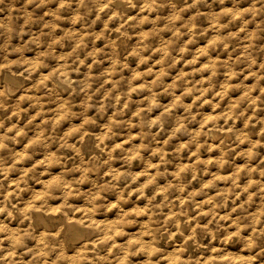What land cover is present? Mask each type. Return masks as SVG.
<instances>
[{
    "label": "rangeland",
    "instance_id": "obj_1",
    "mask_svg": "<svg viewBox=\"0 0 264 264\" xmlns=\"http://www.w3.org/2000/svg\"><path fill=\"white\" fill-rule=\"evenodd\" d=\"M194 262L264 264V0H0V264Z\"/></svg>",
    "mask_w": 264,
    "mask_h": 264
},
{
    "label": "bare ground",
    "instance_id": "obj_2",
    "mask_svg": "<svg viewBox=\"0 0 264 264\" xmlns=\"http://www.w3.org/2000/svg\"><path fill=\"white\" fill-rule=\"evenodd\" d=\"M124 4V3H123ZM123 6V5H122ZM124 7V6H123ZM111 8V7H110ZM115 9V8H114ZM116 11V10H115ZM122 12V11H121ZM118 43V42H117ZM116 46V45H115ZM118 47V46H117ZM118 51V50H117ZM4 80H5V89H6V91L8 92V93H12L16 88H17V81H16V79L14 78V77H12V76H10V75H6L5 76V78H4ZM2 86V85H1ZM2 88H3V86H2ZM217 134V133H216ZM215 135V134H214ZM218 135V134H217ZM211 136H213V135H211ZM211 136H208V137H211ZM216 137V135L213 137V138H215ZM84 138V137H83ZM82 138V139H83ZM212 140H214V139H212ZM221 141V140H220ZM212 142V141H211ZM220 143V142H219ZM215 144V143H214ZM217 145V144H216ZM221 148V147H220ZM231 148V147H230ZM218 149V148H217ZM80 150H81V148H80ZM223 150V149H222ZM82 151V150H81ZM220 151V150H219ZM225 151V150H224ZM223 153H225V154H227L228 152L226 151V152H223ZM9 213H11V214H13L12 213V211H10ZM9 216H12V215H9ZM40 216V215H39ZM31 217V216H30ZM10 219V218H9ZM12 219H13V217H12ZM11 219V220H12ZM68 219L66 218V221H67ZM70 221H72L71 219H70ZM75 221V220H74ZM17 222H19V221H17ZM68 222V221H67ZM76 222H79V221H76ZM76 222H69L68 224H67V226H68V229H69V231H70V236H71V238L72 239H74V240H77V239H80V238H82L83 237V235H84V233L87 231V227L86 226H88V225H82V223L81 224H78V223H76ZM90 227V226H89ZM92 228V227H91ZM61 229V228H60ZM41 230V229H40ZM42 230H44V229H42ZM181 231V230H180ZM183 231V230H182ZM194 231H196V230H194ZM49 232V231H48ZM54 232H55V230H54ZM191 233H192V231H191ZM52 234V233H51ZM183 234V233H182ZM39 235V234H38ZM185 235V234H184ZM194 235H195V232H194ZM196 235H197V233H196ZM195 235V236H196ZM37 236V235H36ZM40 236V235H39ZM38 236V237H39ZM46 236V235H45ZM44 237V236H43ZM44 239V238H43ZM186 239H188V238H186ZM41 240V239H40ZM41 243H43L42 241H41ZM54 243V242H53ZM181 243H182V241H181ZM180 243V244H181ZM44 244V243H43ZM96 244V243H95ZM95 244H94V246H95ZM97 244H98V242H97ZM183 244V243H182ZM184 245V244H183ZM182 245V246H183ZM46 246V245H45ZM65 247V246H64ZM63 247V248H64ZM82 247H84V246H82ZM81 247V248H82ZM184 248H185V245H184ZM98 250H100V249H98ZM90 251V250H89ZM98 254V253H97ZM107 254V253H106ZM84 254H82V256H83ZM108 255V254H107ZM86 256H88V255H86ZM97 256H99V255H97ZM89 257V256H88ZM95 257V256H94ZM90 258H91V256H90ZM100 258V257H99ZM179 261V260H178ZM177 261V262H178ZM219 261H221V260H219ZM223 261H225V260H223ZM229 261V260H228ZM227 261V262H228ZM234 262V261H233ZM189 263V262H188ZM195 263V262H194ZM229 263H232L231 262V260H230V262ZM173 264V263H172ZM185 264H187V263H185ZM195 264H197V263H195ZM215 264H226V263H224V262H216Z\"/></svg>",
    "mask_w": 264,
    "mask_h": 264
},
{
    "label": "clouds",
    "instance_id": "obj_3",
    "mask_svg": "<svg viewBox=\"0 0 264 264\" xmlns=\"http://www.w3.org/2000/svg\"><path fill=\"white\" fill-rule=\"evenodd\" d=\"M109 2L111 3V0H109ZM107 7H108V5H105V8H107ZM146 8H147V6H146ZM248 11H258V10L257 9H249ZM98 198L99 197H97V199ZM16 242L19 243V239H17ZM41 255H46V253L41 252ZM14 256H15V252L14 251L13 252H9L8 256L5 257L4 259H9L10 257H14Z\"/></svg>",
    "mask_w": 264,
    "mask_h": 264
}]
</instances>
